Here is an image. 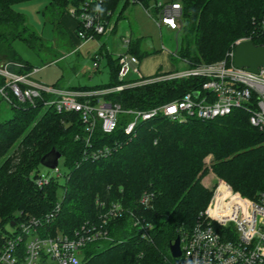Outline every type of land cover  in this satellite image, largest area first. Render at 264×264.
<instances>
[{"label": "trees", "instance_id": "obj_1", "mask_svg": "<svg viewBox=\"0 0 264 264\" xmlns=\"http://www.w3.org/2000/svg\"><path fill=\"white\" fill-rule=\"evenodd\" d=\"M22 0H0V59L20 63L12 66L22 73L33 68L16 51L13 41L24 40L36 47L40 34L12 4ZM122 0H106L102 13L112 18ZM157 0H142L147 8ZM174 1V0H170ZM182 5L180 28L184 32L180 55L189 67L226 58L233 42L251 36L264 45V0H177ZM123 8L119 11L118 19ZM47 10L64 33L61 18L66 0H49ZM111 10V14H107ZM75 32V29H74ZM130 51L138 58L152 53L132 41ZM112 79L103 84L78 85L71 89H95L120 83L117 58H110ZM5 77L0 76V84ZM201 77H181L126 87L108 95L124 108L148 109L179 98L201 86ZM49 98L44 95V99ZM11 113H0V219H18V212L41 215L60 202L55 219L45 231H72L87 219H96L106 205L120 201L127 208L122 217L111 220L110 238L92 242L84 249L81 264H177L171 243L189 230L203 210L212 190L202 183L210 169L242 195L255 198L264 189V133L250 123L249 113L235 108L212 119L190 117L178 121L165 115L142 120L133 135H126L129 121L121 115L111 134L95 131L94 147L120 145L110 155L84 159V129L79 112H59L46 106L43 98L35 106L12 99ZM77 135L79 138H77ZM57 148L66 166L63 181L53 177L37 185L34 177L41 158ZM212 157L210 167L206 157ZM151 193L148 205L140 204L144 192ZM131 212L151 224L145 238L131 222Z\"/></svg>", "mask_w": 264, "mask_h": 264}, {"label": "built area", "instance_id": "obj_2", "mask_svg": "<svg viewBox=\"0 0 264 264\" xmlns=\"http://www.w3.org/2000/svg\"><path fill=\"white\" fill-rule=\"evenodd\" d=\"M66 1L67 14L75 20L76 51L86 41L115 28L117 19L112 20L102 13L106 0ZM130 1L141 3L152 14L142 0ZM152 6L157 9L156 15H152L159 27L166 25L175 30L182 27V5L179 1L157 0ZM107 14H111V10ZM118 15L119 12L117 18ZM261 30L264 31V20ZM246 39H251V36L236 39L224 59L143 77L139 69L140 59L130 51L132 34L129 31L121 38L122 51L117 54V79L120 83L115 86L59 88L33 78V72L14 70V66H22L20 63L5 62L0 64V76L6 78L5 83L0 84V92L8 102L16 99L35 106L37 100L43 98L46 106L53 105L59 112H79L85 133L84 159L106 157L118 148L119 141L94 147L92 137L97 130L104 134L113 133L123 114L129 117L124 132L130 136L138 122L158 115L178 121H186L190 117L212 119L242 108L249 113L250 123L264 133V66L253 72L233 64L235 44ZM100 46V50L93 54L95 67L103 55L112 53V48L105 42H100ZM131 72L137 73L138 77H130ZM181 77H201L203 81L201 86L181 97L148 109L124 108L120 102L108 97L112 92L129 86ZM44 95L49 98L44 99ZM52 169L60 173L58 166ZM53 177L57 176L39 170L34 179L37 185L43 186ZM151 197L152 194L145 191L139 199L140 204L148 205ZM99 204L102 212L96 219H87L70 232L45 231L47 223L54 220L60 211L58 201L52 210L41 215L18 212V219L5 223L0 219V264H81L85 247L110 238L111 220L128 211L120 201ZM131 222L138 234L144 238L148 236L151 224L144 218L131 212ZM180 238L181 255L177 257V264H264V189L255 198H249L234 190L227 181H218L207 206Z\"/></svg>", "mask_w": 264, "mask_h": 264}, {"label": "rangeland", "instance_id": "obj_3", "mask_svg": "<svg viewBox=\"0 0 264 264\" xmlns=\"http://www.w3.org/2000/svg\"><path fill=\"white\" fill-rule=\"evenodd\" d=\"M49 0H22L12 4V7L24 14L28 24L41 35L42 41L36 47L29 46L22 39H15L13 45L20 55L32 68L33 78L49 85L59 88H68L78 85H96L107 83L112 79V71L108 63V58L104 55L99 60L98 67L94 66L93 54L100 50V42H105L112 48L111 56L116 59L117 54L122 51L121 38L133 31L132 40L138 41L143 38L141 48L144 50H156L163 54L161 58L168 59L175 65L178 71L188 68V64L180 55V48L183 43L184 32L179 28L169 29L166 26L159 27L153 15L155 9L151 8L152 16L139 2L128 0L122 12L121 18L112 32H107L98 38L86 41L78 51L75 48V20L67 13L61 18L64 33H59L53 23V13L47 10ZM125 0H122L114 11L112 20L117 19V13L123 8ZM68 11V4L64 6ZM142 35V36H140ZM140 36V38H139ZM241 38V37H240ZM239 39V38H238ZM0 59V64L5 63ZM130 77L137 76L131 72ZM8 101L0 92V113L7 115L11 113ZM212 157L208 155L205 159L210 167ZM57 171L41 164V173H48L57 176L59 181H63V173L66 166L64 158L61 157ZM223 180L211 169L202 179V183L213 190L218 181Z\"/></svg>", "mask_w": 264, "mask_h": 264}, {"label": "water", "instance_id": "obj_4", "mask_svg": "<svg viewBox=\"0 0 264 264\" xmlns=\"http://www.w3.org/2000/svg\"><path fill=\"white\" fill-rule=\"evenodd\" d=\"M235 54L233 64L238 68H246L249 71L258 72L264 66V45L256 44L252 39L241 40L234 46ZM62 153L55 147L41 158V164L48 168L58 166ZM180 236L171 243L170 250L173 257L181 255Z\"/></svg>", "mask_w": 264, "mask_h": 264}, {"label": "crops", "instance_id": "obj_5", "mask_svg": "<svg viewBox=\"0 0 264 264\" xmlns=\"http://www.w3.org/2000/svg\"><path fill=\"white\" fill-rule=\"evenodd\" d=\"M174 1H177V0H174ZM150 15L152 16V14H150ZM119 20H120V18L119 19L117 18V21H119ZM117 21H116L115 25H117ZM162 26H166V25H162ZM166 27H168V26H166ZM172 30H175V29H172ZM129 31L131 32V34L133 33V31L131 29ZM140 36H142V35H140ZM140 36H139V38H140ZM142 42H143V38L141 40H138V44H139L140 48H141ZM141 50H143V49L141 48ZM144 50H146V48ZM147 51H150L152 53L144 56L143 58H139L140 59L139 69H140V73L143 77H152V76H157V75H161V74H168V73L178 71L175 69L176 68L175 65L172 62H170L167 58L166 59L161 58L163 55V54H161V52L157 53L156 50H147ZM111 54L112 53L104 55V57L106 56L108 58V63H109V59L113 58L111 56ZM110 69H111V66H110ZM136 77H138V75L135 76L134 78H136Z\"/></svg>", "mask_w": 264, "mask_h": 264}]
</instances>
